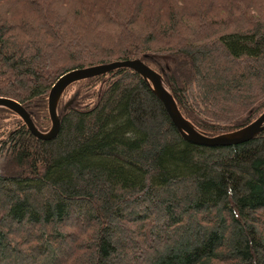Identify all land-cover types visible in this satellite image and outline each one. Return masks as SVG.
I'll return each mask as SVG.
<instances>
[{
    "label": "trees",
    "instance_id": "trees-1",
    "mask_svg": "<svg viewBox=\"0 0 264 264\" xmlns=\"http://www.w3.org/2000/svg\"><path fill=\"white\" fill-rule=\"evenodd\" d=\"M134 58L198 130H232L264 109V0H0V96L41 130L59 76ZM74 83L51 139L0 106V264H264V130L197 144L130 68Z\"/></svg>",
    "mask_w": 264,
    "mask_h": 264
},
{
    "label": "water",
    "instance_id": "water-1",
    "mask_svg": "<svg viewBox=\"0 0 264 264\" xmlns=\"http://www.w3.org/2000/svg\"><path fill=\"white\" fill-rule=\"evenodd\" d=\"M121 67L134 70L148 82L153 93L162 102L181 136L188 141L208 146L237 144L251 139L257 133L264 130V109L253 120L229 131L209 135L198 130L193 123L181 113L173 95L164 86L159 73L137 58L114 60L106 63L74 68L59 76L48 93L47 110L51 125L47 130L39 129L35 125L27 109L18 101L0 96V106H6L15 111L26 123L30 132L36 137L51 139L56 136L59 130L60 117L57 106L65 89L74 82L96 77Z\"/></svg>",
    "mask_w": 264,
    "mask_h": 264
},
{
    "label": "rangeland",
    "instance_id": "rangeland-1",
    "mask_svg": "<svg viewBox=\"0 0 264 264\" xmlns=\"http://www.w3.org/2000/svg\"><path fill=\"white\" fill-rule=\"evenodd\" d=\"M170 75L176 83H180L181 81L190 78L192 74L189 62H187V60L184 58H173V60H170ZM67 88L68 90L66 91L62 99L64 102H67L68 99H70L71 95L76 89L75 85L73 84H71ZM235 124H238V122H235Z\"/></svg>",
    "mask_w": 264,
    "mask_h": 264
}]
</instances>
